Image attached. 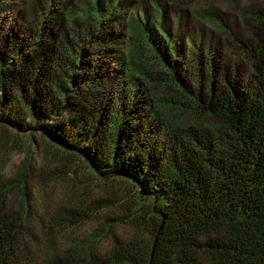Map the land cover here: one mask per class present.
Returning a JSON list of instances; mask_svg holds the SVG:
<instances>
[{"label":"trees","instance_id":"obj_1","mask_svg":"<svg viewBox=\"0 0 264 264\" xmlns=\"http://www.w3.org/2000/svg\"><path fill=\"white\" fill-rule=\"evenodd\" d=\"M42 1L0 17V164L38 135L61 187L33 227L30 167L0 176V264H264V8L214 24L246 72L157 0Z\"/></svg>","mask_w":264,"mask_h":264},{"label":"rangeland","instance_id":"obj_2","mask_svg":"<svg viewBox=\"0 0 264 264\" xmlns=\"http://www.w3.org/2000/svg\"><path fill=\"white\" fill-rule=\"evenodd\" d=\"M30 1L31 0H0V17L5 16L6 13L11 16L13 10L21 9L25 11V18L29 21L30 16ZM42 3L43 1L40 0ZM62 4L68 3L67 6L73 11L81 10L84 2L88 0H61ZM126 1V0H125ZM153 0H132L131 4L134 8L145 5ZM163 8L165 17V25L167 28L180 33L181 35L191 37L193 39H201L204 42H211L216 46L221 53L222 58L229 61L231 64L237 65L246 72H248L247 65L243 63L234 50L230 38L225 32H220L214 26L215 23L221 24L225 27L226 32L232 33L237 38H244L246 36V28L242 20V14L246 11H254L256 9L264 8V0H172L170 2L164 0H157ZM62 4H60L62 6ZM10 9H12L10 11ZM65 10V8H64ZM155 14V13H154ZM149 13V16H153ZM5 20L0 21V26H3ZM7 21V19H6ZM82 22V21H79ZM179 23V24H178ZM69 25V24H68ZM70 26V25H69ZM80 25L78 27L70 26L69 32L72 34L80 32ZM27 132H23L17 144L6 149V157L0 164V176L4 178L14 177V174L22 170V167L28 165L30 168L26 171L25 178L29 186L30 198L36 197L37 208L36 213L30 217L33 227H37L39 218L44 217L56 207L58 204L57 198L60 192V185L52 182L47 184L44 188V193L39 195L36 191L37 182L41 179L39 171L41 169H48L51 171L53 164L49 163L48 167L43 165L44 141L38 135H33L30 139ZM59 157L58 154L55 155ZM71 158H63L67 164L77 169V176L80 180H86V173L81 169L80 162ZM87 182V181H85ZM83 184V183H82ZM37 192V193H36ZM33 206V204H32ZM37 214V215H36ZM35 229V228H34Z\"/></svg>","mask_w":264,"mask_h":264},{"label":"water","instance_id":"obj_3","mask_svg":"<svg viewBox=\"0 0 264 264\" xmlns=\"http://www.w3.org/2000/svg\"><path fill=\"white\" fill-rule=\"evenodd\" d=\"M162 220H164V217H162Z\"/></svg>","mask_w":264,"mask_h":264}]
</instances>
